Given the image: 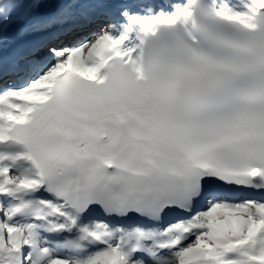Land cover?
Masks as SVG:
<instances>
[{
  "label": "snow or ice",
  "instance_id": "obj_1",
  "mask_svg": "<svg viewBox=\"0 0 264 264\" xmlns=\"http://www.w3.org/2000/svg\"><path fill=\"white\" fill-rule=\"evenodd\" d=\"M248 190L264 0H0V264H264Z\"/></svg>",
  "mask_w": 264,
  "mask_h": 264
},
{
  "label": "bare ground",
  "instance_id": "obj_2",
  "mask_svg": "<svg viewBox=\"0 0 264 264\" xmlns=\"http://www.w3.org/2000/svg\"><path fill=\"white\" fill-rule=\"evenodd\" d=\"M52 6H53V5H52ZM200 207H203V204H201Z\"/></svg>",
  "mask_w": 264,
  "mask_h": 264
},
{
  "label": "rangeland",
  "instance_id": "obj_3",
  "mask_svg": "<svg viewBox=\"0 0 264 264\" xmlns=\"http://www.w3.org/2000/svg\"><path fill=\"white\" fill-rule=\"evenodd\" d=\"M51 7H53V6H51Z\"/></svg>",
  "mask_w": 264,
  "mask_h": 264
}]
</instances>
